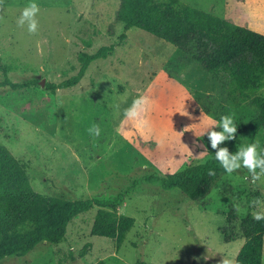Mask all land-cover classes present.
I'll use <instances>...</instances> for the list:
<instances>
[{"label": "rangeland", "instance_id": "obj_1", "mask_svg": "<svg viewBox=\"0 0 264 264\" xmlns=\"http://www.w3.org/2000/svg\"><path fill=\"white\" fill-rule=\"evenodd\" d=\"M179 1L264 34V0ZM36 2L38 28L30 33L18 24L29 0L1 1L0 81L29 85L0 86V145L25 165L36 192L70 200L121 194L119 213L134 224L116 249L114 239L91 234L93 206L67 224L60 242H40L0 264H233L229 253L245 240V219L264 215V172L221 167L201 201L144 178L205 161L207 116L234 118L235 138L220 145L238 151L248 144L241 129L258 114L252 94L226 92L189 54L141 29L125 30L114 19L120 0ZM110 44L112 53L91 62L75 86L45 88L74 75L81 53ZM139 96L151 101L150 136L123 116ZM255 141L264 153V127Z\"/></svg>", "mask_w": 264, "mask_h": 264}, {"label": "trees", "instance_id": "obj_2", "mask_svg": "<svg viewBox=\"0 0 264 264\" xmlns=\"http://www.w3.org/2000/svg\"><path fill=\"white\" fill-rule=\"evenodd\" d=\"M114 19L122 23L125 30L141 29L189 54L226 92H239L245 97L252 94L250 104L257 108L258 114L241 132L247 136L248 144L254 142L264 127V94H260L264 89V34L184 5L179 0H120ZM124 38L122 34L120 39ZM113 48L110 44L92 54L81 53L80 66L74 75L46 84L45 88L55 92L75 86L89 64L107 58ZM28 85L11 82L7 77L0 81L1 87L12 90ZM216 151L210 146L205 161L190 164L178 172L144 179L159 183L163 190L178 189L191 201H201L221 175ZM123 198L117 194L110 199L70 200L36 192L29 183L25 165L0 145V260L23 256L40 242H60L67 224L93 206L99 208L91 234L114 239L118 249L134 224L132 217L119 213ZM243 233L245 240L233 264H262L264 219L248 217ZM95 264L106 262L98 260Z\"/></svg>", "mask_w": 264, "mask_h": 264}, {"label": "clouds", "instance_id": "obj_3", "mask_svg": "<svg viewBox=\"0 0 264 264\" xmlns=\"http://www.w3.org/2000/svg\"><path fill=\"white\" fill-rule=\"evenodd\" d=\"M39 10L36 0H29V3L23 8L18 18V24L20 26L27 25V30L30 33H35L38 28L36 17ZM150 105L151 101L148 97L139 96L132 101L129 107L123 110L124 118L133 122L141 133L149 136L151 135L150 120L148 118ZM205 127L211 142V148L217 149L215 159L226 173L231 174L241 168H246L250 172H254L259 168L264 172V153L260 151L259 141L242 145L235 153H230L226 147H218L221 143L235 138L237 125L233 116L223 115L219 122L212 116H207L205 118ZM216 128L221 130L216 131ZM89 132L98 136L100 129L97 126H93L89 129ZM255 219L258 221L264 219V215L257 214ZM223 264H232V261L225 259Z\"/></svg>", "mask_w": 264, "mask_h": 264}, {"label": "crops", "instance_id": "obj_4", "mask_svg": "<svg viewBox=\"0 0 264 264\" xmlns=\"http://www.w3.org/2000/svg\"><path fill=\"white\" fill-rule=\"evenodd\" d=\"M264 238V237H263ZM242 246V245H241ZM241 246L240 247H238L234 252H230L229 254L230 255H233L234 253H235V258L234 259H236V254H238V252H239V250H240V248H241ZM220 253H225V252H220ZM226 254V253H225ZM262 255H263V253H262ZM234 256V255H233ZM235 261V260H234ZM234 263V262H233Z\"/></svg>", "mask_w": 264, "mask_h": 264}, {"label": "water", "instance_id": "obj_5", "mask_svg": "<svg viewBox=\"0 0 264 264\" xmlns=\"http://www.w3.org/2000/svg\"><path fill=\"white\" fill-rule=\"evenodd\" d=\"M40 85H44V81L43 80L40 82Z\"/></svg>", "mask_w": 264, "mask_h": 264}]
</instances>
